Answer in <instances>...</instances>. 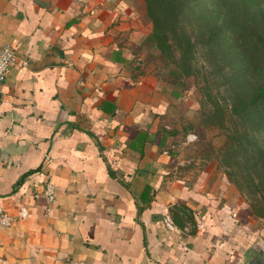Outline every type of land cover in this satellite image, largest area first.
<instances>
[{
    "label": "crops",
    "instance_id": "obj_1",
    "mask_svg": "<svg viewBox=\"0 0 264 264\" xmlns=\"http://www.w3.org/2000/svg\"><path fill=\"white\" fill-rule=\"evenodd\" d=\"M143 13V0H0L15 52L0 207L22 212L0 226V264H241L264 241L226 179L183 170L192 98L141 65Z\"/></svg>",
    "mask_w": 264,
    "mask_h": 264
},
{
    "label": "trees",
    "instance_id": "obj_2",
    "mask_svg": "<svg viewBox=\"0 0 264 264\" xmlns=\"http://www.w3.org/2000/svg\"><path fill=\"white\" fill-rule=\"evenodd\" d=\"M143 3L150 28L142 43L148 42L171 58L176 49L175 62L186 74L195 43L205 50L209 72L219 75L218 84L228 97L225 107L214 100L207 116L214 118L227 112L240 124L225 133L224 152L230 158L226 162L230 166L228 178L236 174L248 179V186H264V0ZM186 15L194 20L195 39H190L183 25Z\"/></svg>",
    "mask_w": 264,
    "mask_h": 264
},
{
    "label": "rangeland",
    "instance_id": "obj_3",
    "mask_svg": "<svg viewBox=\"0 0 264 264\" xmlns=\"http://www.w3.org/2000/svg\"><path fill=\"white\" fill-rule=\"evenodd\" d=\"M143 17L147 34L150 22L145 11ZM182 22L190 34V39H195L192 15H186V19ZM139 45L142 51L138 57L144 68H151L154 76L173 82L191 95L193 109L187 124L186 136L180 139L183 141L181 145L186 156L183 170L192 174V177L204 171L211 176L219 175L226 179L230 190L237 193L242 208L247 213L245 217L247 223L264 234V186H248L247 184H250L248 179L236 174L231 175L230 179L226 173L230 169V166L226 164L230 158L226 157L224 152L225 133L234 127L238 129L240 124L227 112L214 118L207 116V112L212 110L214 100L225 107L228 97L225 96L222 86L218 84L219 75L209 72L211 66L206 58L205 50L195 43L189 73L186 74L183 66L175 62L178 54L176 49L173 50L171 54L173 58H171L161 53L158 48L149 46L148 42H140ZM173 70L176 71L175 74L172 73Z\"/></svg>",
    "mask_w": 264,
    "mask_h": 264
},
{
    "label": "built area",
    "instance_id": "obj_4",
    "mask_svg": "<svg viewBox=\"0 0 264 264\" xmlns=\"http://www.w3.org/2000/svg\"><path fill=\"white\" fill-rule=\"evenodd\" d=\"M15 59V52L13 48L8 44L0 43V86L5 78L9 65ZM188 137V135H187ZM56 188L55 185L47 180L42 188V195L47 202H51L55 198ZM22 212L19 210L16 214H11L0 207V226L7 227L16 221L18 216H21ZM161 223L168 229H173V223L170 218L168 210L165 208L161 216ZM262 247V242L259 245Z\"/></svg>",
    "mask_w": 264,
    "mask_h": 264
},
{
    "label": "water",
    "instance_id": "obj_5",
    "mask_svg": "<svg viewBox=\"0 0 264 264\" xmlns=\"http://www.w3.org/2000/svg\"><path fill=\"white\" fill-rule=\"evenodd\" d=\"M241 264H264V241L258 249L249 248L244 252Z\"/></svg>",
    "mask_w": 264,
    "mask_h": 264
}]
</instances>
